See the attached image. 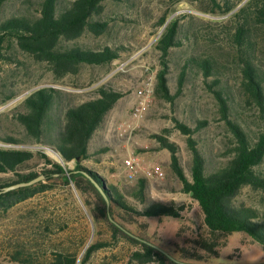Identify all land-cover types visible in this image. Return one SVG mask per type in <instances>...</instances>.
I'll return each instance as SVG.
<instances>
[{"label": "rangeland", "instance_id": "rangeland-1", "mask_svg": "<svg viewBox=\"0 0 264 264\" xmlns=\"http://www.w3.org/2000/svg\"><path fill=\"white\" fill-rule=\"evenodd\" d=\"M42 1H6L0 9V23L11 17L38 16ZM72 1L58 0V10ZM248 2L106 0L100 14L93 17L94 21L107 23L104 32L97 35L86 30L74 40H62L60 46L91 50L109 47L118 57L106 65L83 64L77 74L62 78H56L46 62L32 60L14 42L7 40L0 46V138L18 141L16 145L0 141V145L34 153V158L20 165L15 174L0 173V186L18 181V175L40 176L54 169L45 164L38 151L65 170L75 167L74 161L64 162L50 155L48 147L31 139L16 120L18 113L26 112L24 101L28 96L42 88L59 90L52 109V113H59L94 99L97 88L104 86L123 96L95 131L89 144L91 157L82 160L81 166L96 173L108 186L118 188L135 211H142V205L133 197L140 179L147 181L144 194L148 203L184 207L177 219L145 217L113 205L102 216V204L83 177L76 178L75 184L54 175L37 182L25 200L0 208V264H51L63 256L76 258L77 264H159L156 258L141 262L134 256L135 252L147 253L141 242L157 247L181 264H264L263 246L246 233L223 235L208 231L200 206L184 192L170 168V152L160 146L161 139L177 145L180 164L191 181L192 154L187 137L175 126L177 120L193 130L192 138L208 172L230 161L235 139L221 119L212 89L222 94L228 119L239 125L249 139L261 131L259 109L244 89L242 71L244 60L251 62L264 90V25L254 22ZM241 8H246L242 18L249 26L244 44L239 46L232 35L237 27L234 16ZM173 19L178 20L181 45L171 48L167 58L165 77L173 97L167 101L156 91L157 74L162 69L157 40ZM190 60L211 63L212 75L205 77L191 63L179 87L180 74ZM147 85L152 93L146 110L135 117L139 91ZM129 158H136L138 163L132 179L125 168ZM255 172L264 176V160ZM231 204L252 209L258 215L255 221L264 223V190L243 186ZM204 244L211 250H206ZM93 245L97 247L85 257L87 248Z\"/></svg>", "mask_w": 264, "mask_h": 264}, {"label": "trees", "instance_id": "trees-1", "mask_svg": "<svg viewBox=\"0 0 264 264\" xmlns=\"http://www.w3.org/2000/svg\"><path fill=\"white\" fill-rule=\"evenodd\" d=\"M6 1L8 0H0V9ZM105 1L74 0L69 6L58 10V0H43L38 16L31 18L25 16L11 17L0 23V46L4 42H14L23 53L35 62H46L56 78L77 74L83 64L106 65L118 57V53L109 47L91 50L80 46H70L68 48L60 46L62 40H74L86 30L97 35L104 32L107 23L94 21L93 17L100 14ZM247 7H251L253 10L254 22L264 25V0H249ZM245 10L246 8H241L234 16L235 20L237 19V27L232 35V40L235 45L238 44L239 46L244 44L245 35L248 33L249 22L242 18ZM243 17L246 16L243 15ZM177 29L178 20H171L165 27L164 33L157 40L162 69L157 74L156 91L167 101L173 99L169 94L165 77L167 58L171 48L181 45V41L177 38ZM241 54L243 55L242 51ZM244 62L245 66L242 71L243 86L250 101L259 109L261 120L259 134L254 139H249L246 132L239 125L229 120L226 100L219 91L212 89L219 105L221 119L225 121L235 139L236 145L230 161L225 166L208 172L205 160L196 146V141L192 138L193 130L177 120H175V126L187 137L186 143L192 154L191 181L187 179L180 164L177 156V145L167 143L161 139L160 146L170 152V168L182 183L184 192L190 194L191 198L200 206L203 213V223L210 233L229 235L235 232H244L264 248V223L255 221L258 218L257 213L250 208L236 207L231 204L232 198L243 186L250 185L264 190V176L255 172V167L264 160V90L254 65L246 59ZM191 63L200 68L205 77L212 75L213 66L211 63L206 60H190L184 65L180 74L179 87L182 86L185 71ZM59 95L60 91L54 88L38 89L25 99L26 112L16 115V120L25 128L26 134L31 139L54 151L64 162L74 161L75 163L73 170H65L61 165L51 163L46 159L43 152L38 151L45 158V164L54 168L45 170L42 173L44 179H50L57 175L58 178H63L66 181L71 180L77 184L76 178L83 177L102 204V208H100L102 216L106 214V201L82 172L88 173L103 189L109 205L145 217L180 218V213L184 210L183 206L177 208L173 203L167 204L154 201L148 203V199L144 194L147 186L146 179L138 181L137 191L133 195L142 205V211H135L127 204L125 196L118 188L103 183L96 173L87 170L80 164L82 160L91 157L89 152L90 140L103 123L107 112L123 96L122 93L101 86L97 88L94 99L68 107L59 113H52ZM0 141L6 144H18V141L13 138H0ZM33 158L34 153L30 150L0 145V173L15 174L20 165ZM66 174H69V176L66 177ZM18 176V181L0 186V191L4 187L31 181L39 175L28 173L27 175ZM36 184L0 193V208L7 209L25 200L35 190ZM76 186L79 188L78 185ZM113 228L119 230L117 226H113ZM141 245L147 253L145 255H141L139 252L134 253V256L141 262L156 258L159 264H181L172 261L164 253L147 243L141 242ZM96 247L97 245L88 247L85 257H88ZM204 248L210 251L212 247L204 244ZM51 264H77V260L74 257L63 256L57 259L56 263Z\"/></svg>", "mask_w": 264, "mask_h": 264}, {"label": "built area", "instance_id": "built-area-1", "mask_svg": "<svg viewBox=\"0 0 264 264\" xmlns=\"http://www.w3.org/2000/svg\"><path fill=\"white\" fill-rule=\"evenodd\" d=\"M150 85H147V87L143 90L139 91V95H140V99L139 102L134 110V116L135 117H140L142 112L146 110L147 107V103L150 99L151 96V89L149 88ZM137 161L136 158H129L126 162H125V168L127 170V177L129 179L134 178V175L136 173L137 170ZM158 170H155V172H157Z\"/></svg>", "mask_w": 264, "mask_h": 264}, {"label": "water", "instance_id": "water-1", "mask_svg": "<svg viewBox=\"0 0 264 264\" xmlns=\"http://www.w3.org/2000/svg\"><path fill=\"white\" fill-rule=\"evenodd\" d=\"M82 174L87 177V179L90 180V182L95 186V188L98 190V192L101 194V196L103 197V199L106 201V205H107V210L109 208V201L107 200V197L106 195L104 194L103 192V189L96 183V181L94 179L91 178V176L86 173V172H82ZM44 179V176L43 175H40L36 178H34L33 180L31 181H28V182H23V183H17V184H14V185H11V186H8V187H4L1 189L0 193H5V192H9V191H13V190H16V189H19V188H24V187H29V186H32L33 184L39 182L40 180ZM111 220V218H109ZM112 221V220H111ZM115 225H117L116 223H114ZM118 226V225H117ZM155 247V246H154ZM157 248V247H155ZM165 254V253H164ZM166 255V254H165Z\"/></svg>", "mask_w": 264, "mask_h": 264}, {"label": "bare ground", "instance_id": "bare-ground-1", "mask_svg": "<svg viewBox=\"0 0 264 264\" xmlns=\"http://www.w3.org/2000/svg\"><path fill=\"white\" fill-rule=\"evenodd\" d=\"M47 151H48V153H49L50 155H52L54 158L59 159V156H58L54 151H52L51 149H47Z\"/></svg>", "mask_w": 264, "mask_h": 264}]
</instances>
